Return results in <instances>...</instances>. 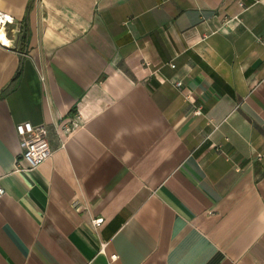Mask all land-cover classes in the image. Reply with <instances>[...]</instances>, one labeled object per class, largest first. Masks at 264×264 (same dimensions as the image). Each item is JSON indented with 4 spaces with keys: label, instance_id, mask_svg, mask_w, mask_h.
I'll return each mask as SVG.
<instances>
[{
    "label": "crops",
    "instance_id": "0c3cea01",
    "mask_svg": "<svg viewBox=\"0 0 264 264\" xmlns=\"http://www.w3.org/2000/svg\"><path fill=\"white\" fill-rule=\"evenodd\" d=\"M0 11V264H264V0Z\"/></svg>",
    "mask_w": 264,
    "mask_h": 264
},
{
    "label": "built area",
    "instance_id": "2783aa9c",
    "mask_svg": "<svg viewBox=\"0 0 264 264\" xmlns=\"http://www.w3.org/2000/svg\"><path fill=\"white\" fill-rule=\"evenodd\" d=\"M240 8L243 7L242 3H238ZM13 20L10 15L0 11V34L9 24H12ZM3 35V34H2ZM4 37V35H3ZM1 38V37H0ZM171 67H173L171 65ZM176 88L181 87V83L177 82L174 84ZM196 114L199 112L196 110ZM79 126L77 122H72L70 125L63 126V132L69 134ZM15 133L20 141L21 148V159L26 163L29 169H36L45 161L51 157V150L46 138V131L42 126H33L29 122L21 123L15 126ZM261 158V156H258ZM4 191L0 187V199L3 196ZM101 219L94 220V226L98 227L101 224ZM111 259H116L112 256Z\"/></svg>",
    "mask_w": 264,
    "mask_h": 264
},
{
    "label": "bare ground",
    "instance_id": "6f19581e",
    "mask_svg": "<svg viewBox=\"0 0 264 264\" xmlns=\"http://www.w3.org/2000/svg\"><path fill=\"white\" fill-rule=\"evenodd\" d=\"M0 37H1L2 41L6 43V40H5V38L3 37L2 34H0Z\"/></svg>",
    "mask_w": 264,
    "mask_h": 264
}]
</instances>
